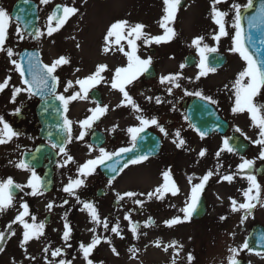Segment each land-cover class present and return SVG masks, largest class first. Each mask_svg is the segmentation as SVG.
I'll return each instance as SVG.
<instances>
[{
	"label": "flooded vegetation",
	"instance_id": "af4514ba",
	"mask_svg": "<svg viewBox=\"0 0 264 264\" xmlns=\"http://www.w3.org/2000/svg\"><path fill=\"white\" fill-rule=\"evenodd\" d=\"M50 12L51 9L49 15ZM175 38L177 39H173L174 42L172 41L174 45L166 49L168 50L167 53H161L159 55H152L151 53L149 55V57H151V65H153L152 73H155L154 77L146 78V73H144L133 81L132 84L126 86L129 95L141 108V112L138 113L134 111L132 106L126 102L121 104L124 100L123 94L118 89H113L111 87V81L115 70L119 67L127 66V62L120 64L123 66H116L111 70L108 69L101 73L104 79L96 86V89L100 92L98 97H92L91 94L88 93L87 99H77L69 104L66 115L68 119L73 122V140L71 143L65 141V149L66 152L73 157V162L67 164L65 167L59 166L65 161V155L60 153L58 148H53V143L49 139H45L41 136V123L35 111L37 104L40 102L39 98L26 97L18 100L16 108L21 109L19 114H15L14 110L9 112L5 109L2 110V116L5 121H7L15 131L21 133L16 139L18 161L24 160V156L27 154L35 158V163H42V165H33L36 174L41 180L45 173L43 163H51L54 184L52 190L46 193H51L56 188H58L61 193H65L63 188L69 183L68 181L70 178L75 179L78 177V167L87 160L98 156V149L100 147L105 148L108 152H114L122 147L129 148L133 146L131 134L127 130L130 127L140 126L137 116L142 115L145 118L155 117L159 125L163 126L168 134L165 135L161 133L159 128L155 125H150L145 128V130L149 129L156 133L160 141L159 151L147 157L145 160L149 165V162H153L165 156L163 158L164 163L162 164V169L159 172V180L153 178V181H156L150 185V188L148 187L144 191H137L134 186V178L137 173V171H134L135 164H129L123 171H119L113 176L115 177L114 179L105 174L103 166H98L94 174L86 178L80 177L84 179L85 182L80 188L75 190L76 195H69L66 193L67 197H65V200L68 201L69 207L73 208L75 212L86 211V209H83V204L77 202L76 196L79 197L80 201L93 203L98 210L101 220V224L97 225L101 237L112 239L114 235V237L123 241L129 239V237L130 239L134 237L129 230V221L124 219L126 214H130L132 222L138 223L139 228H144L145 231L143 230V232L145 236L148 237V247L149 234L151 233L149 228L162 230L161 234L156 233V237L153 236L150 238L151 242L153 239L157 240L160 236L165 235L166 232L167 234L170 233L168 234L169 237L164 238L165 247L173 241L176 242V246L167 248V253L163 258V264H173V262H175V264H183L187 260L189 254L193 257V263H197V257H199L202 260L200 264H229V257L232 255L230 249H239L245 240L249 241V247L253 249V251L244 249L239 252L236 259L241 264H264V250H261L264 249V247H260L258 241V236L264 234V229L256 231V237L249 238L256 226L260 225L264 228V206L258 204L257 207L252 210V214L249 215L246 220H243L242 223L241 220L245 212L243 210L232 211L231 200L235 199L238 204L245 202L243 192L248 188V181L240 175H235L231 183L221 179L223 175L236 173L237 165L242 162L241 157L255 159L254 172L261 185V199L264 200V160L256 159L261 151L260 146L250 142V147L244 152L235 151L229 153L223 151L220 157L217 158L216 153L223 147V141L230 138L232 133H238L235 131V126H230L229 132L226 134L221 135L214 133L205 136L203 139L200 137L199 133L195 132L199 138H194L186 131L187 126L184 109L180 108L179 110L171 112H169V110H159L157 113H155L153 109L154 101L152 97H166L164 101L169 105H175L177 103L176 101H178L179 98L176 99V97H190L189 95L175 93L177 89L181 91L182 84L179 79L177 80V83L180 85L179 87L174 86L168 81L167 86H154L150 81L153 78L160 77L158 66L161 65V61L165 57L164 55H166L167 58H170L169 55L172 57L177 55V49L184 43L182 37L176 36ZM155 48L154 46L149 47V50L153 49V51H155ZM138 53L140 52L138 51ZM147 58L144 57V59ZM93 73L94 72H88L87 75ZM150 73L151 71L149 70V75ZM175 74H179V77L182 76L178 71H176ZM4 79L5 78H3V80ZM9 84L10 89H12L14 87L13 84ZM169 84H171V86H168ZM170 88L171 92H169ZM155 90L158 91L159 94H153ZM5 91H7L6 88ZM148 97L151 98L149 99V111L143 109L146 104V102L143 101H147ZM183 102L184 99L181 102V106ZM105 105L107 106V112L96 120L90 129H84L86 134L82 140L75 139L82 131L79 121L92 115L89 111L90 109L97 106L104 107ZM118 105L121 106L118 107ZM113 129L115 130L113 131ZM177 131L180 133V138L185 140V144L179 148L176 146V143L173 142L174 140L178 142L176 137ZM213 136L218 137L219 140L213 141ZM147 139L149 140L148 136ZM5 144L7 145V143ZM39 145H42L43 150L34 157L33 153ZM89 145L92 146V150H90ZM203 149L207 151L202 159V157L199 156V152ZM48 154H50L52 158L54 157L53 160L50 161ZM212 154L213 157H209ZM41 155H44V157L47 156L48 158L46 157L41 161ZM186 156H189L188 162ZM146 170L145 172L149 176V167L148 169L146 168ZM152 171L153 170L150 172V176L154 175ZM166 171H170L172 180L179 188V193L175 196L171 193H166L160 203L157 204L158 199H156L155 196L149 199L146 194L153 192L164 183L163 173ZM208 171H213L214 175L207 182L201 194L197 210L190 221H185L172 227L166 226L164 223L166 220L177 216L181 217V219L183 218L184 214L179 210L185 207V201L190 197L192 185L199 183V178ZM28 172L31 176V172ZM190 176L194 177L191 184L188 180ZM62 179L69 180L63 184V188L61 189L57 187V185L58 181ZM110 179H112L111 185H109ZM127 191L145 193V195L134 198L126 197L124 200L118 202L117 193L123 194ZM139 197H143L146 201L143 203V206L133 202L134 199H139ZM50 202L54 203V201L48 200L46 205ZM149 217L152 218L154 223L145 227V222L148 221ZM221 217H225V219H221ZM50 218L51 212H47L44 217V224L50 225ZM105 219H107L109 224L108 230H105L103 227V221ZM117 222L120 225L121 231V235L119 236L110 231L111 227L115 226ZM31 223L32 222H30V224ZM121 236L123 238H121ZM157 242L162 243L159 239ZM52 248H54V245L47 254H43V263H45L46 255L49 261L53 260L51 257ZM31 257H33L32 254L25 253L22 257L17 258L16 262L24 264L26 260L30 261Z\"/></svg>",
	"mask_w": 264,
	"mask_h": 264
},
{
	"label": "snow or ice",
	"instance_id": "6c2138e0",
	"mask_svg": "<svg viewBox=\"0 0 264 264\" xmlns=\"http://www.w3.org/2000/svg\"><path fill=\"white\" fill-rule=\"evenodd\" d=\"M227 0H211L210 5V18L213 23L218 26V31L214 32L212 35L213 41H215L214 46H209L207 43H204L205 38L203 36L195 37L192 40V45H194L199 52L200 62L198 67L200 72L196 77L199 79L201 76H206L209 73L216 72V67L212 66L209 61V55L211 53H215L218 51V45L220 40L223 37L231 38L232 47H230L229 51L238 53L242 60L245 62V67L242 71L238 73L236 80L234 81L232 88L234 90V106L232 107V112L234 114L247 112L250 115V120L252 122V126L257 127L259 129L258 138L253 141L255 145H259L261 151L256 159L264 160V103H256L254 102V98L257 97L261 89H264V56L260 55L261 50L255 47L256 41L253 39L251 34V30H259L264 28V6H262L257 14H254L248 18V28L249 32L246 34L244 30V26L242 24L243 14L242 9H251L253 7V0H247V4L241 5L239 3H232L229 6V10H221L218 5L221 3H226ZM24 3H29V0H24ZM41 4H49L50 0H40ZM74 4V0H72ZM181 5V0H163V15L159 22V26L163 29L162 35L151 36L143 31L145 25L142 23H130L127 19H120L110 24L107 29L106 35L104 37L105 47L103 51L107 53L110 51L111 43L115 45H119V51L122 52L127 57V66L119 67L115 70L114 76L111 81V87L113 89H118L124 97V100L121 104L125 102L132 106L133 110L136 112H141V108L139 105L135 103L133 98L129 95V92L126 90V86L132 84L139 76L143 75L148 71V67L151 64V57L144 59L138 55V45L137 41L143 39V43L145 45H150L152 43L160 44L170 42L171 39L176 35L174 29L170 27V24L175 20L177 16L178 9ZM23 11V10H21ZM79 9L75 6L71 5H61L58 4L55 7V10L48 16V26L46 29V35L51 37L53 33L59 31L68 21L69 19L78 13ZM229 12L234 13L232 17L231 28L234 30L233 32H229L228 27L226 26V17L229 16ZM13 17L10 13L3 7H0V52L6 54L7 58L10 60V63L15 66L16 71L20 73V76L23 79L22 87H13L12 88V99L11 102L15 103L16 96L21 92H27L29 96L39 95L43 98H47L49 96H54L56 100L60 101L63 112L65 113L63 124L60 125V128L63 132L67 133L66 142L71 143L73 140L72 136V121L68 119L66 113L68 112V106L72 101L84 100L88 98V93L92 88H95L97 85L101 83L104 79L101 73L107 70V65L100 64L96 67V70L93 74L88 75L83 79H77L75 84L79 85V91H73L70 95H64L63 93H68L69 89L73 88V82L71 80L67 81L63 93L57 94V87L60 83V78L57 75V69L65 64H68L70 61L66 57H59L54 60L50 65L43 64L40 61L39 55L37 53H28L25 55H20L19 53H15L12 47H5L6 41L9 37V28ZM16 21V35L20 41H23L26 37H32L35 39H39L40 37L45 35V32L40 29H35L34 31L29 30V24L27 22H23L21 16L17 15L15 17ZM54 22V26H53ZM115 38L114 41L112 38ZM122 40H127V45L129 47V51L124 50V46L121 45ZM261 45H264V34H262L261 39L259 40ZM251 46V47H250ZM79 47V45H77ZM20 55V59H14V56ZM25 63L27 67L25 68ZM184 65H181L183 68ZM79 71V69H77ZM26 77H30L26 78ZM179 79V74L170 75L161 78V83L168 81L172 83L174 86L179 87L180 85L177 83ZM10 77H6L3 82H0V92H3L5 88L9 86ZM247 81V82H245ZM228 87L227 85L225 86ZM171 92V88L169 89ZM191 94V93H186ZM195 95L199 96L201 99L215 104L217 103L212 97L204 96L201 92H196ZM151 99V98H149ZM157 103H160V99H156ZM121 105H118V107ZM21 111L20 108H16L14 110L15 114H19ZM92 115L88 116L86 119L79 121L80 128L82 131L79 133L75 139L82 140L85 136L84 129H90L92 124L98 120L102 115L107 112V106L104 107L97 106L93 109L89 110ZM137 119L140 122V126L138 127H130L127 131L131 134V139L133 142V148L135 147V142L140 133L145 131L150 125H155L159 128L161 133L167 135L165 128L159 125L158 120L153 118H145L142 115L137 116ZM0 145L10 142L13 138H18L21 133L15 131L13 127L5 121L3 116H0ZM115 129H113L114 131ZM203 139L207 136V132L201 131L200 129H196ZM236 132H240L245 139H249L246 134H244L239 127L235 129ZM177 141H173L176 143V146L182 147L185 144V140L180 138V133L177 131L176 133ZM230 139L227 138L223 141V147L216 153V157L219 158L221 152L227 151L229 153L237 151V149L230 144ZM53 148H58L59 152L64 154L66 159L63 164L59 165L60 167H65L67 164L73 162V157L66 152L65 146L63 143L61 144H52ZM90 150H92V146L89 145ZM99 155L93 159L87 160L84 164L78 167V177L75 179L69 180V183L63 188V191L69 195H76L75 190L80 188L84 184V179L80 177L86 178L89 175L94 174L96 168L98 166H107L112 172H117L118 167L121 164V161L118 159L122 154L128 153L132 151L130 148H120L114 152H108L105 148L100 147L98 149ZM206 149H203L199 152L200 157H204L206 155ZM114 158H117L114 160ZM147 159V156H137L134 159H129L127 162L123 163L122 167L119 168V171H123L124 168H127L129 164H137ZM114 160V163L107 164V161ZM242 162L237 165L235 174H226L221 177L223 181H227L231 183L235 175H240L242 178L248 181V188L243 192L245 197V202L237 203L235 199L231 200L232 211H240L243 210L245 215L242 217L241 222L246 220L249 215L252 214V210L260 206H264V200L261 199V185L257 180V176L254 172L255 159H248L241 157ZM17 168L27 170L31 172V176L27 181V184L22 185L19 183H15L13 178L8 177L5 180H0V211L5 210L9 206L12 205L14 200L13 189H18L20 191H24V188L31 189L30 192H26L25 195H42L43 194V182L40 177L36 174L34 166L27 163L25 160H20L16 165ZM214 175L213 171H208L205 175L199 178V183L192 185L190 191V197L185 201V207L181 208L179 211L182 212L183 218L177 216L175 218H171L166 220L164 223L168 227H172L176 224L190 221L193 214L196 212L201 194L209 181V179ZM113 177L112 179H114ZM194 177H188L189 183H192ZM112 179L109 180V185L112 183ZM164 183L157 187L153 192L147 193V197L149 199L155 196L156 199L161 200L164 198L166 193H171L173 196L179 193V188L176 183L172 180L170 175V171H166L163 173ZM145 193H136L132 191L124 192L123 194L117 193V201H122L126 197L134 198L137 196H143ZM77 202L83 204V209H87L91 220L97 225L101 224V220L99 217V213L97 208L91 202H83L80 201L79 197L76 196ZM135 204L143 206L144 201L140 199H134ZM64 204H67L68 201L64 200ZM54 206L53 203H49L47 205L48 209L51 210ZM21 208L23 209L12 221V223L19 222V224L23 225V239L21 241V248H24L25 252L27 249L25 245L34 237L39 238V236L43 235L45 224L44 222H40L37 224L36 217L32 216L31 219L33 223H28L25 220V217L30 215L29 206L26 202L21 204ZM82 209V210H83ZM125 220L129 221L130 228L129 230L135 236L137 234L139 224L136 222H132L130 214H126L124 217ZM221 219H225V217H221ZM12 223H10L7 227L10 230L11 235H15L12 229ZM154 221L151 217H149L148 221L145 222V227L150 226ZM103 227L105 230L109 229V224L107 219L103 221ZM64 232L62 235V239L65 241V248L72 247L71 244L67 243L70 239L71 227L67 222V218L65 216V224H64ZM90 231L95 233L96 229L93 228ZM110 231L115 233L116 235H121L120 225L117 222L115 226H112ZM121 238H123L121 236ZM6 239L5 232L0 231V245L3 244V241ZM106 242L111 244V239L108 237H101L98 235H94L91 242L85 245L83 242L79 244V250L83 254V259L86 261V264H93V261L89 259L93 250L102 242ZM259 246L264 247V234H260L258 236ZM157 247H159V242H157ZM176 242L173 241L171 244L165 247V251H167L168 247H175ZM244 249H248L249 251H253L249 247V241L245 240L244 243L240 246V248H231L230 252L232 255L229 257V264H239V261L236 257L239 255L240 251ZM4 247L0 246V253L4 251ZM44 253L47 254L50 251V246H46L43 249ZM112 251L115 254V247H112ZM130 251L135 252V249H131ZM67 253L64 248H55L51 250V257L53 260L49 261L47 255L45 256V264H72V260L75 259L73 256L72 259L66 260L64 258L55 260L56 257L66 256ZM27 258V257H26ZM31 259H35V257H31ZM189 264L193 260L191 254L187 257ZM175 264V262H173Z\"/></svg>",
	"mask_w": 264,
	"mask_h": 264
},
{
	"label": "rangeland",
	"instance_id": "374dc122",
	"mask_svg": "<svg viewBox=\"0 0 264 264\" xmlns=\"http://www.w3.org/2000/svg\"><path fill=\"white\" fill-rule=\"evenodd\" d=\"M13 1L14 0H0V7L5 8L9 12ZM38 1L40 2V0ZM54 1L56 0H50L49 4L40 3L41 20L39 29L45 32L44 36L39 39L26 37L23 41H20L16 35L15 23L12 21L5 47H12L15 51L22 46L36 45L39 47L41 55L47 64H51L61 56L68 58L70 62L57 69V75L60 78L59 94L63 93L64 86L69 80L73 82V88L69 89L68 93L63 94L70 95L73 91H79V85L75 84V81L77 79H83L82 76L85 73L95 72L96 67L100 64L107 65V70H111L117 64L128 62L127 57L118 50V45L114 43H111L110 51L107 53L103 51L105 47L104 37L111 23L120 19H127L132 24L142 23L145 25L143 31L151 36L163 34V29L159 26V22L163 15V0H74V4L72 0H61L66 5L77 7L79 11L76 15L72 16L59 31L53 33L51 37H48L46 35L48 26L47 10L52 6ZM246 1L247 0H227L226 3H221L217 7L221 10H229V6L232 3L244 5ZM210 5L211 0H185V3L179 7L177 16L170 24V27H172L174 31H177L175 33H180L185 44H192V40L195 37L203 36L205 38L204 43H207L209 46L215 45L212 35L214 32L218 31V26L209 18ZM233 15L234 13L229 12V16L226 17V26L230 33L234 31L231 29ZM180 35L178 34V36ZM175 36L170 42L160 44L152 43L150 45H145L143 39L138 40V51L141 52L138 54L143 57L145 55L149 56L151 53H149L148 50L151 46L156 47L152 55L167 53L168 50L166 49L174 45L173 39H177ZM114 39L113 37L112 40L114 41ZM184 43L180 45L177 51L175 49L178 57L167 58V56L164 55L165 57L162 59L161 65L158 66L160 77L150 80L154 86H167V81L161 83V78L171 73L172 67L180 68L182 76L179 77V80L183 88L186 90H198L204 96L207 94L213 96L217 101L216 106L220 109L222 114L226 118L231 119L233 125L239 124V126H244L246 128V133L244 132L246 135L256 130L255 127L252 126L251 120L246 117L248 116L247 112L237 114L232 112L235 100L232 85L238 73L245 67V62L242 58L239 55L235 56L234 53H231L233 60L227 63L226 66L217 68L216 72L209 73L197 79L196 77L200 72L198 67L200 57L197 58L194 65L189 67L184 66L183 68H181V65H183L182 62L179 65L177 60H174L182 58V55H184L186 51H191V46L186 47ZM77 45H79V47H77ZM121 45L124 46L125 51L130 50L127 45V40H122ZM219 46H221L222 49L229 50L230 47H232L230 36L223 37L219 42ZM13 58L17 59V56ZM77 69H79V71H77ZM6 77H10L9 83H15L17 85L15 87L23 86L19 83V73L16 71L15 66L10 63L5 53L0 52V82ZM226 85L228 86L227 88L225 87ZM6 89L7 91L4 90L0 92V116H2V110L4 109L8 112L15 110L18 100L32 97L29 96L27 92H21L17 95L15 103H12V89H10V84ZM175 93L184 95V93L178 89ZM153 94H159V92L155 90ZM152 98L154 101L153 109L155 113H157L159 110H169V112L179 110L182 108V100L187 97H176V99L179 98L180 101H176L177 103L175 105L167 104L166 101H164L166 97ZM157 98L160 99V103L156 102ZM143 102H146L144 105L145 108L143 109L149 111V97L147 101ZM254 102L264 103V89L254 98ZM186 131L189 132L192 137L199 138L188 126ZM250 135L256 137L254 134L250 133ZM16 139L17 138H13L7 145H0V180L11 177L15 183L25 185L30 178V174L27 170L15 166L19 162ZM212 140L218 141L219 139L213 136ZM164 157L149 162V165L147 161H142L135 165L134 171H137V173L134 178V186L137 191H144L146 188H150L153 182L159 180V172L162 169ZM209 157H213V154ZM203 158L204 157H202V159ZM186 160L187 162L189 161V156H186ZM148 167L149 176L145 172ZM151 170H153V176H150ZM153 178L156 180L153 181ZM67 180L69 179L58 181L57 187L62 189L63 184L66 183ZM30 191L31 189L27 187L24 188L23 192L18 190V193L14 195L12 205L0 211V231L6 234V239L3 241V244L0 245L5 249L0 253V264H19L16 262L17 258L22 257L25 253L32 254L35 259H30V261L26 260L24 264H45L42 261L44 254L43 249L46 246H50L51 248L53 245L54 248L51 250L61 247L64 248L67 253L66 256L56 257L55 260L58 261L61 258L70 260L74 256L75 259L72 260V264H86V261L83 259V254L79 250V244L83 242L87 245L91 242L94 235L100 236L97 224L91 220L87 209L83 212H75L73 208L69 207L68 203H63L67 194L61 193L58 188L51 193H43L42 195H25L26 192ZM139 199L146 202L143 197H139ZM48 200L54 201V206L51 210H49L46 205ZM160 201L161 200H157V204L160 203ZM24 202L29 206L30 215L25 217L28 223H33L31 219L32 216L36 217V223L44 222L45 214L51 212L50 225L45 224L43 235L39 236V238L34 237L26 244L27 247L25 246V248L27 252L20 246L23 239V225L19 224V222L12 223L15 217L23 211L21 204ZM65 216L72 230L70 239L67 242L72 245L70 248H65V241L62 239L65 230ZM10 223H12L11 231H14L15 235H11L7 227ZM93 228L96 229L95 233L90 231ZM142 228L138 229L135 236L131 232V235L134 236L131 237V239L129 237V239L123 241L117 239L113 235L111 244L101 242L93 250L89 259L93 261V264H145V260L147 262L149 261V264H163V258L167 253L165 251L164 238L169 237L168 234L170 233L167 234L166 232L165 235L157 238V240L159 239L162 241V243H159V247H157V240L153 239L152 243L150 238L153 236L156 237V233L161 234L162 230L149 228L151 233L149 234L148 247L146 246L148 237L145 236L143 232L144 228ZM112 247H115L118 254L113 253ZM131 249H135V252L130 251ZM200 262H202V260L197 257V263L191 261V264H200ZM183 264H189L188 259Z\"/></svg>",
	"mask_w": 264,
	"mask_h": 264
},
{
	"label": "water",
	"instance_id": "95a60500",
	"mask_svg": "<svg viewBox=\"0 0 264 264\" xmlns=\"http://www.w3.org/2000/svg\"><path fill=\"white\" fill-rule=\"evenodd\" d=\"M262 2L264 3V1ZM253 8H255V10L253 9L254 11H250L249 9L242 11L243 17L246 16L243 22L245 23V20H247V27H248V18L259 12L261 8L260 3L257 2L255 3L254 1ZM12 14L14 17H16L17 15L21 16L22 21L27 22L29 24L30 31H34L35 29H37V11L34 3L29 1V3L26 4L24 3V0H18L14 5ZM249 31H250L249 29H245L246 34ZM251 34L253 36V39L256 41L255 47L259 48L261 50L260 55L264 56V49L260 48L261 44L259 43L262 34H264V28H261L259 30H251ZM28 53L38 54V51L36 49H24L20 55L26 56ZM209 61L212 66H220L226 61V56L222 54H211L209 56ZM26 67L27 65L25 63V68ZM26 78L30 79V77H26ZM36 96L41 97L39 95ZM49 97H54V96H49ZM47 103L49 105H47L45 108H42V111L39 112L42 116L43 123L46 124L47 126V128H45L44 130V133L50 138H52L57 144H61L65 136V132H63L60 128V125L63 124L62 110L60 109L58 104L55 103L54 100L53 101L49 100L47 101ZM189 106H190V111L192 113L190 115V121L193 124H195V126L199 128H203L204 130L216 129V130L224 131L227 128L226 121H224L210 105H207L204 102H200V101H192ZM152 139L153 136H150L149 137L150 147H152V144L154 143V139L153 140ZM134 150L136 153L135 158L137 156H141L144 154V152H142L144 151V148L140 145H137L134 148ZM48 177H50V173L48 174Z\"/></svg>",
	"mask_w": 264,
	"mask_h": 264
}]
</instances>
